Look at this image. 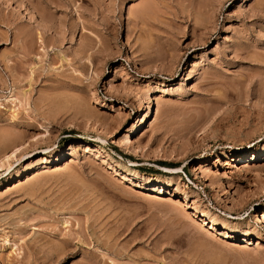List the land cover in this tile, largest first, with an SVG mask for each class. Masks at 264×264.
I'll use <instances>...</instances> for the list:
<instances>
[{"label":"rangeland","instance_id":"rangeland-1","mask_svg":"<svg viewBox=\"0 0 264 264\" xmlns=\"http://www.w3.org/2000/svg\"><path fill=\"white\" fill-rule=\"evenodd\" d=\"M13 148L0 264H264V0H0Z\"/></svg>","mask_w":264,"mask_h":264},{"label":"bare ground","instance_id":"bare-ground-1","mask_svg":"<svg viewBox=\"0 0 264 264\" xmlns=\"http://www.w3.org/2000/svg\"><path fill=\"white\" fill-rule=\"evenodd\" d=\"M33 38V37H32ZM91 63L89 62V65H90ZM84 150L85 151H89V150H91L88 146H86L85 148H84ZM83 150V151H84ZM94 150V149H93ZM96 151V150H95ZM3 152V151H2ZM20 152H21V149L20 148H13V149H11V150H9L8 152L7 151H5V152H3V154L2 153H0V154H2L1 156H0V169L2 168V167H4L5 165L7 166V165H9L10 166V161L11 160H14V159H18V157H17V155L18 154H20ZM97 153H99V151L97 152ZM255 158H256V155H253L252 157H251V162H253L254 160H255ZM43 159V158H42ZM44 161V160H43ZM42 161V162H43ZM45 162H48V161H45ZM202 170V169H201ZM170 171V170H169ZM172 174H177L178 172H179V170L178 169H175V170H171L170 171ZM126 176V175H125ZM131 176H133L134 178H143V176L142 175H138V173H136V172H133V173H131ZM125 179V177H122V179ZM148 183H150L149 185H148V187H150L151 189H153V191H155V192H157V193H166L165 191L166 190H164V186H166L167 184H165V185H163V184H161V183H157V182H154V181H148ZM139 186V185H138ZM183 194V201H185L186 199H187V194L186 193H182ZM183 203V202H182ZM181 204V203H180ZM188 205V204H187ZM191 208V210H193L194 212V215L193 216H196V218H199V220H200V222H202L203 224H206V225H208L209 227H210V229L212 230H214V229H216V227H219V230H220V232H221V234H222V236L223 237H228L227 236V230H228V227L227 226H225V225H218L217 224V222H215V221H213L212 219H210L209 217H207L204 213H200V212H198L197 210H196V208L195 207H190ZM200 211V210H199ZM261 220V219H260ZM237 231V230H236ZM242 242H245L244 240L242 241ZM247 243H249V242H247ZM250 244V243H249ZM260 245V244H259Z\"/></svg>","mask_w":264,"mask_h":264},{"label":"trees","instance_id":"trees-1","mask_svg":"<svg viewBox=\"0 0 264 264\" xmlns=\"http://www.w3.org/2000/svg\"><path fill=\"white\" fill-rule=\"evenodd\" d=\"M159 163H161V162H159ZM161 165H163V164H161Z\"/></svg>","mask_w":264,"mask_h":264}]
</instances>
